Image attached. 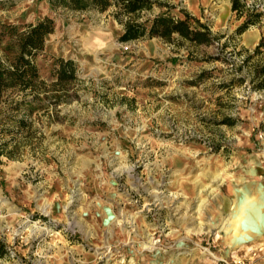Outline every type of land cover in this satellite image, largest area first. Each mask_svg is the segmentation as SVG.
<instances>
[{"label": "rangeland", "instance_id": "rangeland-1", "mask_svg": "<svg viewBox=\"0 0 264 264\" xmlns=\"http://www.w3.org/2000/svg\"><path fill=\"white\" fill-rule=\"evenodd\" d=\"M165 1L221 38L122 43L113 6L0 0V23L54 19L42 78L61 57L79 79L66 103L28 119L14 158L0 156V264H264V88L242 64L264 13L239 35L230 0Z\"/></svg>", "mask_w": 264, "mask_h": 264}, {"label": "trees", "instance_id": "trees-1", "mask_svg": "<svg viewBox=\"0 0 264 264\" xmlns=\"http://www.w3.org/2000/svg\"><path fill=\"white\" fill-rule=\"evenodd\" d=\"M51 10L60 7L70 11L99 10L113 6L115 18L119 15L127 19L123 25L120 42L126 43L140 38H160L164 42L183 40L195 46H208L221 36H213L209 27L184 10L179 16L165 0H45ZM230 0V12L240 21L236 32L243 34L261 22L264 11L256 0ZM158 8L161 11L153 18L138 21L140 14ZM264 8V7H263ZM55 28L54 19L45 16L34 23L14 26L0 23V156L14 158L19 147V137L29 135L31 124L28 119L39 112L67 102L69 92L78 79V68L71 59L50 58L46 64L48 78L41 76L38 58L45 59V41ZM176 36L177 38H174ZM191 56V55H190ZM261 56L259 60L256 57ZM214 60V59H213ZM224 62H228L223 58ZM251 63L249 74L254 89L264 88V34L253 52L242 60ZM243 66H239L240 70ZM202 72L190 85H198L206 78ZM243 78H233L228 85L242 83ZM228 85H225L226 87ZM227 123L230 121L227 120ZM11 141H14L11 143ZM11 147V148H10ZM5 255V247L0 243V258Z\"/></svg>", "mask_w": 264, "mask_h": 264}, {"label": "bare ground", "instance_id": "bare-ground-1", "mask_svg": "<svg viewBox=\"0 0 264 264\" xmlns=\"http://www.w3.org/2000/svg\"><path fill=\"white\" fill-rule=\"evenodd\" d=\"M243 38V37H242ZM257 204H255V207H254V215H256V217H258V213H259V208H257V206H256ZM236 221V223H240V221H241V218H240V216H238L237 217V219L235 220ZM194 227V226H193ZM197 227V226H196ZM198 227H200V226H198ZM193 229V228H192ZM200 229L198 228V229H196V231H199ZM202 232V231H201ZM205 232V231H204ZM195 234V233H194Z\"/></svg>", "mask_w": 264, "mask_h": 264}]
</instances>
